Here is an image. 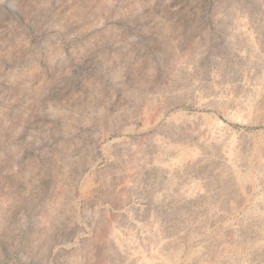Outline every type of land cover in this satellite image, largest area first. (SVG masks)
<instances>
[{
    "label": "rangeland",
    "instance_id": "obj_1",
    "mask_svg": "<svg viewBox=\"0 0 264 264\" xmlns=\"http://www.w3.org/2000/svg\"><path fill=\"white\" fill-rule=\"evenodd\" d=\"M0 264H264V0H0Z\"/></svg>",
    "mask_w": 264,
    "mask_h": 264
}]
</instances>
